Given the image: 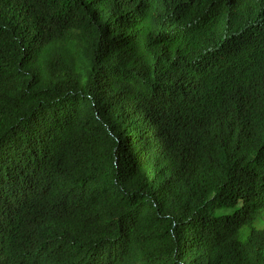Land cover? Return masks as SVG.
I'll return each mask as SVG.
<instances>
[{"label": "trees", "instance_id": "obj_1", "mask_svg": "<svg viewBox=\"0 0 264 264\" xmlns=\"http://www.w3.org/2000/svg\"><path fill=\"white\" fill-rule=\"evenodd\" d=\"M244 11L0 0V264H264V174L238 175L264 164V37ZM216 36L230 62L201 68L200 94L149 92L195 142L193 171L175 174L153 157L172 146L151 127L164 112L147 83L118 88L104 64L167 72ZM158 38L165 59H150Z\"/></svg>", "mask_w": 264, "mask_h": 264}, {"label": "rangeland", "instance_id": "obj_2", "mask_svg": "<svg viewBox=\"0 0 264 264\" xmlns=\"http://www.w3.org/2000/svg\"><path fill=\"white\" fill-rule=\"evenodd\" d=\"M215 42L216 40H212L210 45L214 46ZM220 46L213 48V53H204L205 51L197 49L193 58L192 54L189 61L184 64L174 63L172 68L167 72H153L141 61L122 56H114L116 58L113 57L111 61H107L104 64L105 68L103 70L110 79L109 81L114 83L118 88H122L128 79L144 80L147 83V99L164 112L163 118L158 119V117H154L150 121L151 127L161 133L172 146V149H161L154 152L153 157L163 163L170 171L175 172V174L181 173V175L189 176L193 171L195 165V142L177 124L175 116H173L174 113L169 106L149 92L172 90L190 98L196 97L203 91L200 89L203 85L201 68H220L228 57V51L222 48V43H220ZM163 47L165 46L162 39L158 38L151 41L146 51L149 58L165 59V56L162 55ZM193 60L198 62L193 65ZM254 173L264 174V164L244 168L238 175H243L246 179L250 180L257 178L253 175Z\"/></svg>", "mask_w": 264, "mask_h": 264}, {"label": "clouds", "instance_id": "obj_3", "mask_svg": "<svg viewBox=\"0 0 264 264\" xmlns=\"http://www.w3.org/2000/svg\"><path fill=\"white\" fill-rule=\"evenodd\" d=\"M229 2H230V4L232 5V6H234L235 7V9L238 11V10H245L243 13H246L247 14V17L249 18V21H250V23L254 26V27H256V28H258V31L260 32V36L261 37H264V10L259 14H256V15H254L253 13H252V11H248L247 9H246V7H247V5H248V3H252V2H254L255 0H228ZM220 23V22H219ZM224 26H225V28H227V26L228 25H226V23H222ZM221 25V24H220ZM226 33L228 34V32H227V30H226ZM229 35V34H228ZM212 40H216V42L214 43V46H212V45H208V51L210 52V53H213V48H215V47H221L220 46V43H222L223 44V47L222 48H224V49H226L227 51H228V57H227V59H226V61H225V63H224V65L222 66V67H220V68H213V69H221V68H224L226 65H228L229 64V62H230V50H229V47H228V44H227V37H220V36H216L215 38H212L211 39V42H212ZM197 49H200V48H196V50ZM195 50V51H196ZM202 50V49H201ZM194 50L192 51V53H191V55L193 54V56H192V58L194 57V55H195V52ZM203 52H204V50H202ZM212 51V52H211ZM192 58H191V60H192ZM189 61V60H188ZM198 61H195V60H193L192 61V64L194 65V64H196ZM182 64H184V63H182ZM204 83V82H203ZM202 86H204V84L202 85Z\"/></svg>", "mask_w": 264, "mask_h": 264}, {"label": "bare ground", "instance_id": "obj_4", "mask_svg": "<svg viewBox=\"0 0 264 264\" xmlns=\"http://www.w3.org/2000/svg\"><path fill=\"white\" fill-rule=\"evenodd\" d=\"M229 47V46H228ZM225 58V57H224ZM223 69V68H222ZM201 90H203L204 89V87L202 86L201 88H200Z\"/></svg>", "mask_w": 264, "mask_h": 264}]
</instances>
